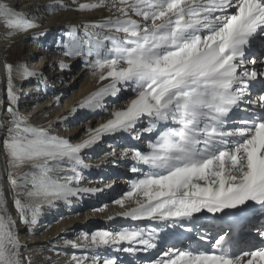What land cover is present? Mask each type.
<instances>
[{"label": "snow or ice", "instance_id": "6c2138e0", "mask_svg": "<svg viewBox=\"0 0 264 264\" xmlns=\"http://www.w3.org/2000/svg\"><path fill=\"white\" fill-rule=\"evenodd\" d=\"M73 6L76 11L104 10L108 15L83 24L82 35L73 26L60 46L63 55L82 57L99 85L69 115L77 109L102 110L111 119L88 129L78 143L54 135L51 121L35 125L14 107L19 91L14 79L41 73L23 63L5 64L10 103L0 120L5 132L0 155L5 159L7 193L21 222L31 231L45 208L102 190L82 187L81 180L83 170L92 167L82 154L104 136L139 139L148 133L153 135L147 150L128 148L120 154L134 161L130 170L140 175L115 203L123 207L125 200H132L135 206L120 215L164 227L97 230L63 239V247L84 253L72 254L68 264H101L96 254L100 249L146 253L157 247L166 227L187 232L205 227L200 221L208 217L201 213L222 222L212 251L172 245L151 264H264V226L259 229V245L242 246L230 234L244 219L245 206L258 205L264 211V94L254 98L251 88L258 79L264 83V61L257 68L252 55L257 41H264V0H51L43 9L52 15ZM0 27V38L7 41L30 32L34 40L45 35L33 31L41 25L11 0H0ZM122 88L130 89L134 98L125 109L109 112L105 100ZM237 112L250 115L239 118ZM67 119L59 117L57 123ZM107 155L117 154L113 149ZM4 176L0 264H33L27 255L32 250L21 242L8 208ZM65 255L56 252L58 258ZM44 262L59 264L51 256ZM103 264L117 261L106 258Z\"/></svg>", "mask_w": 264, "mask_h": 264}, {"label": "rangeland", "instance_id": "374dc122", "mask_svg": "<svg viewBox=\"0 0 264 264\" xmlns=\"http://www.w3.org/2000/svg\"><path fill=\"white\" fill-rule=\"evenodd\" d=\"M11 3L31 19L29 11L33 9L35 2L11 0ZM72 27L73 25L64 24L35 40L32 38V34H29L21 45L4 57V61L5 64L14 66L17 63H23L30 71L41 73L37 77L14 79L16 88L19 89L17 104L14 107L19 113L35 125H47L51 121L52 127L55 129L54 135H60L72 143H78L86 138L88 129L106 123L108 119H111V116L102 110L93 112L86 109H77L75 113L69 115L70 109L99 87L97 79L90 75L82 57L70 58L62 54L60 46L67 42V33ZM75 27L77 34L82 35L83 29ZM252 55L254 56V53ZM256 58L259 60L260 55ZM39 61L43 65L33 66L35 62ZM62 64L66 66L61 67ZM29 86H33L34 89L30 87L27 90ZM5 94L7 96V90H5ZM132 98H134V93L130 89L122 88L116 97H108L105 100V105L109 112L122 110L127 107V101ZM7 102L4 108L6 114L10 103ZM65 105H69V107H65ZM64 116H68V119L57 123V119ZM142 135L149 136L148 133H142ZM142 138L135 140L127 135L124 138L119 135L104 136L97 145L86 150V154H82L85 162L92 167L83 170L81 186L102 190L94 194H82L79 197H74L69 204L58 201L55 207L43 210L44 215L29 232V238L33 239L32 242L29 241L30 247L35 253V258L51 256L53 260L70 259L72 254L82 255L84 253L80 249L63 247V239H75L83 232L91 234L97 230L119 231L131 227L128 221L125 223L126 220L120 213L133 207L134 201L125 200L123 207L117 205L115 201L123 197L128 190L130 181L138 178L140 174L131 172L130 169L134 165V161L127 157L121 158L120 154L128 148L147 150L140 144ZM113 149L116 151V157L108 156L107 153ZM258 208L259 206L247 208L244 217L251 216L249 214ZM260 212L262 211L256 212L255 215L258 216ZM148 224L151 225V223ZM150 229L145 226V230ZM257 233L259 234V232ZM175 239L162 243L159 253L163 254L172 244L178 246ZM77 243H81V241H77ZM53 245L56 247L49 251ZM120 246L125 247L124 244ZM58 251L66 252L68 255L54 257ZM116 255L120 256L117 261L121 264H142L149 260L147 254H142L141 258L135 260L134 263L127 259V256L131 258L133 254L121 251L116 252Z\"/></svg>", "mask_w": 264, "mask_h": 264}, {"label": "bare ground", "instance_id": "6f19581e", "mask_svg": "<svg viewBox=\"0 0 264 264\" xmlns=\"http://www.w3.org/2000/svg\"><path fill=\"white\" fill-rule=\"evenodd\" d=\"M35 2L33 4V9H30V18L34 19V22L39 23L41 25V29L38 30H33V31H44L45 34L49 32H53L55 29L62 25H73V26H78L82 28L83 24L89 23V22H99L103 17L107 16L108 13L105 12L104 10H95V11H85V12H80L73 10V8L67 10V11H60L55 14L49 15L47 12L44 11L43 6L50 3L51 0H29ZM71 4V0H65V3ZM79 2H89V0H79ZM29 10V9H28ZM83 29V28H82ZM0 32H3V28L0 27ZM31 34H25L21 37L16 38L14 41H7L2 38H0V120H3L7 114L4 112V108L6 104L8 103L7 96L5 94V90H7V72L5 70V61L4 57L8 55L12 50H15L17 46L21 45L26 37ZM258 60V59H257ZM264 61V56L260 54V59L258 60V63L256 65L257 68L261 67L260 62ZM43 64L39 62H35L33 66H41ZM249 67H252L249 65ZM32 87L31 89H34L33 86L27 87V90ZM252 88L255 89V92L253 93V97L255 98L256 96L260 94H264V87L261 88L260 85L257 83L253 82L251 85ZM92 89V88H91ZM89 89V90H91ZM88 90V91H89ZM87 91V92H88ZM73 104V103H72ZM65 107H69V105H65ZM4 130L3 128H0V140L3 139L4 137ZM121 136L122 138L125 137L126 134H117ZM153 134H149V136L144 137L142 134L140 136L143 137L142 140L140 141V144L144 146V148L147 149V144L149 143V138ZM111 136V135H110ZM116 136V135H114ZM137 140V139H135ZM128 159V158H127ZM144 167V166H141ZM4 168H5V159L3 155H0V176H4ZM145 170H147L145 168ZM3 184L6 189V194L8 195V208L13 215L15 221H16V227L18 230V234L20 237V240L23 244L27 245L29 249L30 247V242H32L29 238V230L28 227L25 226L19 217V215L15 211L14 204L11 199V194L7 193V181H6V176H4L3 179ZM134 204V203H133ZM135 206V205H133ZM258 205H253L252 207H257ZM248 208V206H245ZM130 208H128L129 210ZM244 213L241 215L244 217ZM201 216H207L208 219L200 221L202 225H205V227L200 228L198 231L194 230L193 232H187L185 228L182 227H176V228H170L166 227L164 228V231L159 233V237L156 241L157 247L155 249L149 250L148 252H137L136 254H133L132 257H128V260H131L130 262L134 263L135 260H139L142 256V254H147L148 261H144L142 264H151V262L156 261L161 258L162 254L159 253V247L161 246L162 243H166V241L174 240L177 242L179 248L182 249V247H188L189 245L193 246H199V243L204 242L209 245L213 242L214 237L218 235V226L222 224L221 221H216L215 217H212L211 214H206V213H201L199 214ZM217 215H223V214H217ZM264 215V211L260 212L258 216L256 215H251V216H246L244 217L243 220H241L239 223H237L234 227V230H237V228L242 227L241 230H237V235L239 236V239L237 240L238 243H241L242 246L246 245H259L262 241V238L259 236L257 232H259V229L261 226H264V219H262V216ZM125 223L128 221L131 224V227L129 228H142L145 229V226L148 228H154V227H164L162 224H158L157 221H150V220H132L131 218H126ZM213 221H215V225L213 224ZM148 223H151L149 225ZM148 224V225H147ZM233 230V231H234ZM257 231V232H256ZM205 235V239H201V235ZM253 234V235H251ZM30 241V242H29ZM174 242V243H176ZM125 246H128L127 244H124ZM173 245V244H172ZM32 250V249H31ZM244 250H247L246 247H244ZM116 252L114 249L108 248V249H100L97 255H99L101 264H103V260L106 258L109 259H114L117 261V259L120 257L119 255H116ZM92 254V253H89ZM27 255H31L33 259V264H46L44 262V257L45 256H40L35 258V253L31 251L30 253H27ZM54 257H57L54 255ZM70 259H65V260H59V264H68V261ZM139 263V262H138ZM117 264H121L120 262L117 261ZM125 264V263H123Z\"/></svg>", "mask_w": 264, "mask_h": 264}]
</instances>
